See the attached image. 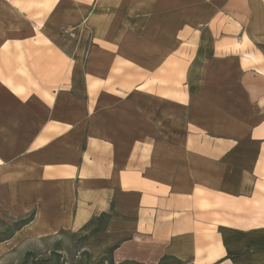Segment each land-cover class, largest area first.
I'll return each instance as SVG.
<instances>
[{
    "label": "crops",
    "instance_id": "1",
    "mask_svg": "<svg viewBox=\"0 0 264 264\" xmlns=\"http://www.w3.org/2000/svg\"><path fill=\"white\" fill-rule=\"evenodd\" d=\"M0 214L100 225L93 264H264V0H0Z\"/></svg>",
    "mask_w": 264,
    "mask_h": 264
},
{
    "label": "rangeland",
    "instance_id": "2",
    "mask_svg": "<svg viewBox=\"0 0 264 264\" xmlns=\"http://www.w3.org/2000/svg\"><path fill=\"white\" fill-rule=\"evenodd\" d=\"M32 215L13 218L0 214V239L18 225H27ZM91 225L77 231H64L45 238H32L25 229L15 231L9 239L0 242V264H89L88 251L81 249L93 236Z\"/></svg>",
    "mask_w": 264,
    "mask_h": 264
},
{
    "label": "trees",
    "instance_id": "3",
    "mask_svg": "<svg viewBox=\"0 0 264 264\" xmlns=\"http://www.w3.org/2000/svg\"><path fill=\"white\" fill-rule=\"evenodd\" d=\"M14 227H15V228H14V230H13L12 232H10L6 237L0 239V242L5 241V240H7V239H9L10 237L13 236V233H14L16 230L19 229L18 225H15ZM100 227H101V226L99 225L97 228L93 229V232L95 233ZM109 251H110V250H109ZM89 260L91 261V257H90V255H89ZM23 264H26V263H23ZM33 264H35V263H33ZM63 264H66V263H63ZM89 264H93V263H89ZM95 264H105V263H104L103 260H100L99 262H97V263H95ZM107 264H112V262L109 261Z\"/></svg>",
    "mask_w": 264,
    "mask_h": 264
}]
</instances>
